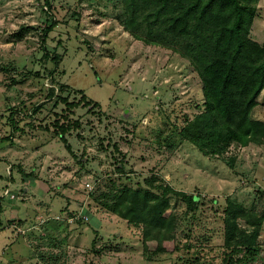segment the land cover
<instances>
[{
	"label": "rangeland",
	"instance_id": "1",
	"mask_svg": "<svg viewBox=\"0 0 264 264\" xmlns=\"http://www.w3.org/2000/svg\"><path fill=\"white\" fill-rule=\"evenodd\" d=\"M124 18L120 0H0V264H264V142L206 155L185 140L204 105L183 41L145 44ZM248 36L263 42L264 0ZM156 185L194 197L168 195L170 238L98 201ZM229 201L261 218L236 220L254 245L225 244Z\"/></svg>",
	"mask_w": 264,
	"mask_h": 264
},
{
	"label": "trees",
	"instance_id": "2",
	"mask_svg": "<svg viewBox=\"0 0 264 264\" xmlns=\"http://www.w3.org/2000/svg\"><path fill=\"white\" fill-rule=\"evenodd\" d=\"M120 1L125 10L123 29L137 40L156 46L183 41V48L176 51L196 71L204 105L180 130L185 140L206 155H220L233 144L244 147L264 142V123L251 117L264 89V39L258 43L248 36L258 0ZM44 3L48 6L50 0ZM142 24L144 36L139 34ZM54 25L52 22L48 30ZM62 102L74 106L66 99ZM59 127L60 139L66 142L63 135L67 128L62 124ZM66 148L69 150L67 143ZM154 187L160 191L123 186L98 201L117 215H127L133 205L140 207L144 224L164 239L170 238L175 224L172 216H165L168 195L183 197L188 207L194 197L167 185ZM227 205L225 244L235 241L247 247L254 245L256 235L243 239L236 233V220L242 218L256 225L261 218L252 220L254 215L240 204L229 201Z\"/></svg>",
	"mask_w": 264,
	"mask_h": 264
},
{
	"label": "built area",
	"instance_id": "3",
	"mask_svg": "<svg viewBox=\"0 0 264 264\" xmlns=\"http://www.w3.org/2000/svg\"><path fill=\"white\" fill-rule=\"evenodd\" d=\"M87 187H89V184H87ZM3 195L4 196H8L9 195L10 198H13L14 197V195L13 194H10L9 191H4ZM78 218H82L84 220L87 219V217L85 215H82L81 212H79L77 215H75V214L74 215H71L69 221H73L74 219H78ZM15 227H17V226L14 225V228ZM15 229L16 230H19L18 228H15Z\"/></svg>",
	"mask_w": 264,
	"mask_h": 264
},
{
	"label": "crops",
	"instance_id": "4",
	"mask_svg": "<svg viewBox=\"0 0 264 264\" xmlns=\"http://www.w3.org/2000/svg\"><path fill=\"white\" fill-rule=\"evenodd\" d=\"M2 202H3V200L0 202V209H1V211H0V215L2 214V206H3ZM11 211H13V210H10V215H11V216H15V218H21V217H19V214L17 213L18 210H17V212H15L16 214H14V213L11 212ZM9 219H11V217H10ZM0 221H1V219H0ZM8 221H9V220H8Z\"/></svg>",
	"mask_w": 264,
	"mask_h": 264
}]
</instances>
